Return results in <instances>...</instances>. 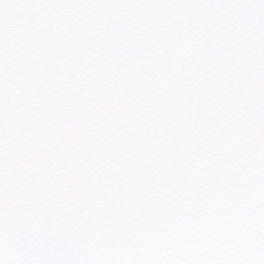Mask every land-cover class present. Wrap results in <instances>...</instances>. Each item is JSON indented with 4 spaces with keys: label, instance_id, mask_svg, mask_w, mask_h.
Instances as JSON below:
<instances>
[{
    "label": "snow or ice",
    "instance_id": "6c2138e0",
    "mask_svg": "<svg viewBox=\"0 0 264 264\" xmlns=\"http://www.w3.org/2000/svg\"><path fill=\"white\" fill-rule=\"evenodd\" d=\"M0 264H264V0H0Z\"/></svg>",
    "mask_w": 264,
    "mask_h": 264
}]
</instances>
